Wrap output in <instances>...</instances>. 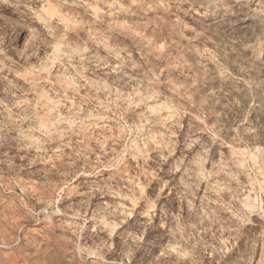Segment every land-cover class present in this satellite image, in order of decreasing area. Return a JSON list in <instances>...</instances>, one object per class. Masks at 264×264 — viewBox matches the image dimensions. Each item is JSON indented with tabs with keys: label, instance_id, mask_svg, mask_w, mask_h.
Instances as JSON below:
<instances>
[{
	"label": "rangeland",
	"instance_id": "rangeland-1",
	"mask_svg": "<svg viewBox=\"0 0 264 264\" xmlns=\"http://www.w3.org/2000/svg\"><path fill=\"white\" fill-rule=\"evenodd\" d=\"M261 85L264 0H0V264H264Z\"/></svg>",
	"mask_w": 264,
	"mask_h": 264
},
{
	"label": "bare ground",
	"instance_id": "bare-ground-1",
	"mask_svg": "<svg viewBox=\"0 0 264 264\" xmlns=\"http://www.w3.org/2000/svg\"><path fill=\"white\" fill-rule=\"evenodd\" d=\"M84 3H85V2H84ZM90 6H91L90 4H86L85 7L91 11L90 13H91L93 16H96V15H97V12H96V9H95L96 7H95L94 9H92V8H90ZM92 7H93V6H92ZM103 7H105V9H106L105 11H107V13H109V14H110V13L114 10V8H115L114 5H112L111 3H109V4H107V5H104ZM118 8H119V7H118ZM119 9H120V8H119ZM120 11H121V9H120ZM222 12H223V11H221V13H222ZM105 13H106V12H105ZM109 14H108V15H109ZM56 16H57V15H56ZM58 17H59V16H58ZM61 19L63 20L64 18H61ZM61 19H60V17H59V20H61ZM32 33H33V31H32L30 28H28L27 31H26V34H27V35H31ZM55 50H56V49H55ZM57 50H58V49H57ZM57 50H56V51H57ZM58 51H59V50H58ZM51 63H52V62H51ZM260 87L262 88L260 91L263 93V91H264L263 89H264V88L262 87V85H261ZM262 90H263V91H262ZM150 108H151V107H150ZM150 108L148 107V109H149V110L147 109L148 112H152V113H153V111H155V110L152 111V108H151V109H150ZM153 109H155V108H153ZM149 114H150V113H149ZM153 114H154V113H153ZM153 114H152V115H153ZM263 114H264V113H263ZM263 114H262V115H263ZM154 115H155V114H154ZM152 117H153V116H152ZM213 154L215 155V154H216V151H214ZM169 248H170V247H169ZM173 249H174V248H173ZM173 251H174V250H173ZM173 253H174V252H173ZM180 255H181V253H180Z\"/></svg>",
	"mask_w": 264,
	"mask_h": 264
}]
</instances>
